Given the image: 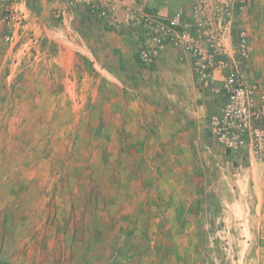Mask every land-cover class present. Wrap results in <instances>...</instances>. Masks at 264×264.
Returning a JSON list of instances; mask_svg holds the SVG:
<instances>
[{
  "label": "rangeland",
  "instance_id": "374dc122",
  "mask_svg": "<svg viewBox=\"0 0 264 264\" xmlns=\"http://www.w3.org/2000/svg\"><path fill=\"white\" fill-rule=\"evenodd\" d=\"M24 2L28 13L15 7L25 16L22 28L0 11V264H214L203 262L204 257L196 259V248L222 250L215 264H264V238L258 233L263 224L253 209L258 198L264 202V185L257 184L262 191L243 192L254 206L240 225L248 237L235 241L234 225L227 229L219 223L216 228L201 216L195 199L200 193L193 186L163 189L166 171L156 165L160 160L142 158L134 163L122 158L120 151H130L131 143L123 148L118 144L120 122H95L96 110L85 113L81 99L66 93L73 82L66 72L57 73L50 54L40 51L48 42L35 37L39 22L37 17L31 22L30 11L38 10L32 2ZM48 2L58 3L46 15L52 23L63 16L59 4H66L81 7L96 21L113 25L122 21L121 29L134 28L139 35L137 54L151 38L152 43L177 47L168 42L170 33L164 30L149 38L142 17L156 14L165 20L158 12L159 3L168 2L173 10L182 11L192 35L210 53L215 48L209 40L215 36L218 19L227 18L217 11L220 5L215 0ZM248 4L246 0L244 8L230 16L225 43L237 55L238 38L246 34L250 51L242 79L264 92V65L258 70L250 65L254 46L246 25ZM259 43L262 48L264 41ZM142 64L147 69L155 65ZM226 73V68L215 69L214 84L206 89L215 96V114L225 104L221 87ZM57 87L62 94H54ZM171 178L178 177L167 176L168 183ZM208 257L214 260L215 255Z\"/></svg>",
  "mask_w": 264,
  "mask_h": 264
},
{
  "label": "crops",
  "instance_id": "0c3cea01",
  "mask_svg": "<svg viewBox=\"0 0 264 264\" xmlns=\"http://www.w3.org/2000/svg\"><path fill=\"white\" fill-rule=\"evenodd\" d=\"M28 2L38 10L30 11L31 22L35 17L39 22L35 37L48 42L40 51L50 54L57 73L66 72L73 82L66 93L81 99L85 113L94 108L95 122H120L116 126L118 144L123 148L131 143L130 151L120 149L122 158H131L134 163L142 158L160 160L156 165L166 171V183L161 184L164 190L193 186L200 193L195 199L196 206L202 208L201 216L216 228L219 223L226 224L227 229L234 225L235 241L239 236L248 237L240 225L248 220L254 205L243 198V192L262 191L257 184L264 185V164L248 149L243 153L227 150L213 136L209 123L215 113V96L197 87L190 54L167 44L159 51L153 69H147L136 59L137 31L132 27L121 29L122 21L114 25L96 21L81 7L59 4L63 16L52 23L46 15L57 2L53 6L48 0ZM14 5L27 12L24 0H15ZM156 6L163 17L175 11L168 2ZM245 18L254 46L250 65L258 70L260 64L264 65L259 63L264 62V46L261 48L259 43L264 41V0H249ZM53 91L62 94L58 87ZM124 131L131 134L125 135ZM173 174L178 178L168 183L167 176ZM253 209L259 212L263 225L258 233L264 238V202L258 198ZM195 250L196 259L204 257L203 262L214 264L223 253L218 248ZM183 253L180 250V255ZM207 254L215 255L214 260ZM237 255H241L239 250Z\"/></svg>",
  "mask_w": 264,
  "mask_h": 264
},
{
  "label": "built area",
  "instance_id": "2783aa9c",
  "mask_svg": "<svg viewBox=\"0 0 264 264\" xmlns=\"http://www.w3.org/2000/svg\"><path fill=\"white\" fill-rule=\"evenodd\" d=\"M245 1L215 0L217 6L220 5L217 11L227 18L218 19L215 36L209 40L213 41V53L203 50L200 40L191 33V23L180 10H175L165 20H161L156 14H144L142 19L148 27L149 38L164 30L170 33L168 42L180 46L190 54L195 83L200 89L211 88L215 69H227L221 87V92L226 97L225 104L222 112L211 115L210 130L226 148L237 153L248 149L258 159L264 160V92L259 86L248 85L242 79L244 59H247L250 51L248 37L244 32L239 36L237 55L230 52L225 43L226 36L230 34V16L236 10L243 9ZM0 11L6 17L16 19L18 28L23 27L25 16L13 6V0H0ZM164 46V43H152V38L151 42L147 40L139 50L140 61L145 65L155 63Z\"/></svg>",
  "mask_w": 264,
  "mask_h": 264
},
{
  "label": "trees",
  "instance_id": "16d2710c",
  "mask_svg": "<svg viewBox=\"0 0 264 264\" xmlns=\"http://www.w3.org/2000/svg\"><path fill=\"white\" fill-rule=\"evenodd\" d=\"M136 59H137L138 63L141 65V64H142V62H141V61H139V54H137V53H136ZM142 65H143V64H142ZM227 150H230V149H228V148H227ZM231 151H232V150H231Z\"/></svg>",
  "mask_w": 264,
  "mask_h": 264
}]
</instances>
